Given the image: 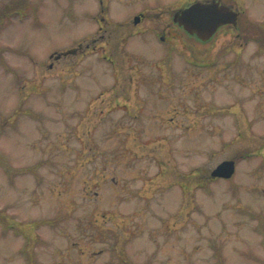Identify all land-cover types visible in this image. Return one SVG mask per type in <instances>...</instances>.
<instances>
[{"label": "rangeland", "instance_id": "374dc122", "mask_svg": "<svg viewBox=\"0 0 264 264\" xmlns=\"http://www.w3.org/2000/svg\"><path fill=\"white\" fill-rule=\"evenodd\" d=\"M195 1L0 0V264H264V0Z\"/></svg>", "mask_w": 264, "mask_h": 264}, {"label": "water", "instance_id": "95a60500", "mask_svg": "<svg viewBox=\"0 0 264 264\" xmlns=\"http://www.w3.org/2000/svg\"><path fill=\"white\" fill-rule=\"evenodd\" d=\"M238 9L223 4L219 0L207 2L195 1L190 6L173 13V22L188 35L196 37L201 42L209 41L221 27L228 25L236 27ZM137 22V20H135ZM235 173V162L223 161L210 173L213 179H230Z\"/></svg>", "mask_w": 264, "mask_h": 264}, {"label": "trees", "instance_id": "16d2710c", "mask_svg": "<svg viewBox=\"0 0 264 264\" xmlns=\"http://www.w3.org/2000/svg\"><path fill=\"white\" fill-rule=\"evenodd\" d=\"M27 5L26 4H24L20 9H18V10H15V11H13L12 13H18V14H22L23 15V17L25 16L24 14H26V12H27ZM237 29V28H236ZM234 32H236V30L234 31ZM197 42H200L199 40H197V39H195ZM207 179V178H206ZM210 180H212L211 178H209ZM0 222H2V220H1V218H0Z\"/></svg>", "mask_w": 264, "mask_h": 264}, {"label": "flooded vegetation", "instance_id": "af4514ba", "mask_svg": "<svg viewBox=\"0 0 264 264\" xmlns=\"http://www.w3.org/2000/svg\"><path fill=\"white\" fill-rule=\"evenodd\" d=\"M187 6H188V5H187ZM187 6H185V7H187ZM138 17H139V21H138V22H140L141 19H143V16H142L141 14H139ZM134 18H135V17H134ZM134 18H133V20H132L133 24H134ZM171 19H172V16H171ZM171 21H172V20H171ZM134 25H135V24H134ZM172 25H174V24L172 23ZM228 27H229V26H228ZM160 34H161V35H160L159 39L162 40V41H163V40L165 41V40H166V35H165L166 33L162 30V31L160 32Z\"/></svg>", "mask_w": 264, "mask_h": 264}]
</instances>
